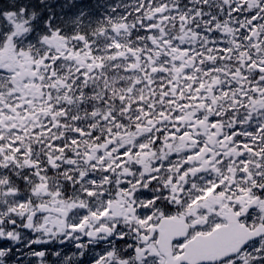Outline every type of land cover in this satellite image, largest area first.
Masks as SVG:
<instances>
[{"label":"snow or ice","instance_id":"snow-or-ice-1","mask_svg":"<svg viewBox=\"0 0 264 264\" xmlns=\"http://www.w3.org/2000/svg\"><path fill=\"white\" fill-rule=\"evenodd\" d=\"M0 264H264V0H0Z\"/></svg>","mask_w":264,"mask_h":264}]
</instances>
